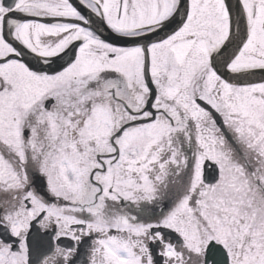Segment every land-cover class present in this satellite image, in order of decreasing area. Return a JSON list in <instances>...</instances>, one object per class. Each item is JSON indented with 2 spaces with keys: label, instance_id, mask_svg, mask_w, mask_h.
Instances as JSON below:
<instances>
[{
  "label": "snow or ice",
  "instance_id": "6c2138e0",
  "mask_svg": "<svg viewBox=\"0 0 264 264\" xmlns=\"http://www.w3.org/2000/svg\"><path fill=\"white\" fill-rule=\"evenodd\" d=\"M0 264H264V0H0Z\"/></svg>",
  "mask_w": 264,
  "mask_h": 264
}]
</instances>
